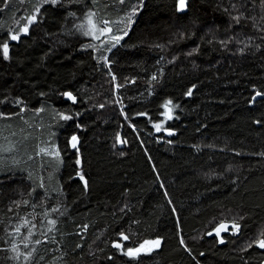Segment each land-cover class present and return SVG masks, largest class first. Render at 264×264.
I'll use <instances>...</instances> for the list:
<instances>
[{"label":"trees","instance_id":"1","mask_svg":"<svg viewBox=\"0 0 264 264\" xmlns=\"http://www.w3.org/2000/svg\"><path fill=\"white\" fill-rule=\"evenodd\" d=\"M187 1L0 0V264H264V0Z\"/></svg>","mask_w":264,"mask_h":264},{"label":"snow or ice","instance_id":"2","mask_svg":"<svg viewBox=\"0 0 264 264\" xmlns=\"http://www.w3.org/2000/svg\"><path fill=\"white\" fill-rule=\"evenodd\" d=\"M46 2H50L51 4L55 5L58 2V0H46ZM179 5H180V8L183 9L185 7V0H179ZM32 19H35V17H33ZM236 19L239 20V17H237ZM129 20L131 21V17H129ZM89 22L90 23L92 22L91 21V16H89ZM93 27H96V25L93 24ZM24 31L26 32L27 31V28H24ZM99 31L100 32H104L105 29L101 28V29H99ZM86 34H90V33H86ZM11 38L12 39H18V36L13 35ZM112 39L118 43L119 40L122 39V37L121 36H113ZM112 46L115 47V44H113ZM3 55L5 56V58H7V56H8V46H7V44H5L4 47H3ZM154 79H155V77H154ZM68 95L70 96L71 94H68ZM169 103H171V102H169ZM65 118L67 119V117H65ZM72 139H73V141H75L76 140V137L73 136ZM73 147H75V144H73ZM81 179L83 180V176H81ZM53 223H54V221H53ZM221 227H224V226L222 225ZM219 232H220V230L218 229L217 230V235H219ZM124 239L127 240L128 237L127 236H124ZM38 242L39 241H37V243ZM220 242L223 243V240H221ZM181 243H183V241H181ZM145 244H150L152 247H157L158 248L160 246V241L159 240L147 241V242H145ZM259 246L262 247V248H264V240L259 241ZM25 247H27V245H25ZM116 247L119 248L121 246L119 244H117ZM16 250L17 249L14 246L13 249H12V251L15 252ZM142 250L151 251V248L145 249V246L144 245H141L140 247H138L136 249L129 248L126 251V255H129V256H138ZM29 255H30V253H29Z\"/></svg>","mask_w":264,"mask_h":264},{"label":"rangeland","instance_id":"3","mask_svg":"<svg viewBox=\"0 0 264 264\" xmlns=\"http://www.w3.org/2000/svg\"><path fill=\"white\" fill-rule=\"evenodd\" d=\"M41 3L43 4H51L50 2H46V0H41ZM89 16H91V23L89 22ZM86 19V23L85 26L83 27V30L86 33H90V34H86L88 37L94 39L95 41H100L101 44H104L105 41L111 40L113 41L112 37L114 36L112 34V30L109 26L107 27H102L100 25V23L94 18V16L89 15ZM93 24L96 25V27H93ZM105 29L104 32H100L99 29ZM102 39V41L100 40ZM54 152V151H53Z\"/></svg>","mask_w":264,"mask_h":264},{"label":"water","instance_id":"4","mask_svg":"<svg viewBox=\"0 0 264 264\" xmlns=\"http://www.w3.org/2000/svg\"><path fill=\"white\" fill-rule=\"evenodd\" d=\"M187 10H188V1H187V0H185V7H184L183 9L180 8L179 2H178V4H177V12H178V13H180V14H181V13H186ZM68 94H71V93H70V92L65 93L64 98H65L66 100H70V101L73 102V103H76L77 99H76L72 94H71L70 96H69ZM260 97H261V94H256L255 97H254V100H257V99H259ZM168 117H169V118L171 117V111H170V109H168ZM73 136L76 137V140L73 141V139L71 138V139H70V145H71V148H72L73 150H75V149L78 147V145H79V138H78V135H77V134H76V135H73ZM73 144H75V147H73ZM144 251H145V250H142V251L140 252V254H141L142 252H144Z\"/></svg>","mask_w":264,"mask_h":264},{"label":"bare ground","instance_id":"5","mask_svg":"<svg viewBox=\"0 0 264 264\" xmlns=\"http://www.w3.org/2000/svg\"><path fill=\"white\" fill-rule=\"evenodd\" d=\"M30 16V15H29ZM37 16V15H36ZM29 23V22H28ZM98 41V40H97ZM109 45V44H108ZM52 149V148H51ZM51 152V151H50Z\"/></svg>","mask_w":264,"mask_h":264}]
</instances>
